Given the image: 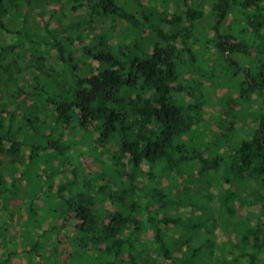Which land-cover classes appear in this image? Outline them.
<instances>
[{"label":"trees","instance_id":"obj_1","mask_svg":"<svg viewBox=\"0 0 264 264\" xmlns=\"http://www.w3.org/2000/svg\"><path fill=\"white\" fill-rule=\"evenodd\" d=\"M263 183L264 0H0V264H264Z\"/></svg>","mask_w":264,"mask_h":264},{"label":"rangeland","instance_id":"obj_2","mask_svg":"<svg viewBox=\"0 0 264 264\" xmlns=\"http://www.w3.org/2000/svg\"><path fill=\"white\" fill-rule=\"evenodd\" d=\"M160 6V5H159ZM161 9H162V6H161ZM217 76H215L216 78ZM206 83V82H205ZM226 88H218L216 89L215 91H213V93L215 95H220V94H224L226 93L225 91ZM233 96L235 97V93H233ZM202 117H203V120L199 123L200 124V127L202 129H204L205 131H208L209 129L211 130H214L216 131L217 130V127H216V124L215 123H212L211 122V119L212 121H214L215 119L219 122L220 120L222 121V123H225L229 120H236V118H234L235 116V112L234 113H230L228 112V108H224L222 105H219V104H216V106L212 107L210 105H205L203 106L202 108ZM218 117V118H217ZM214 119V120H213ZM206 128V129H205ZM208 128V129H207ZM189 184L190 186H193V190H199L200 192H205L207 190H210L211 187H207V185L204 184V182L202 180H193V179H190L189 178ZM261 189L264 191V183L260 186ZM259 204H257L256 206H258ZM246 209V207H241L239 209V212L240 213H244V210ZM19 214H22V212L20 211L19 209ZM23 217H24V214H22ZM16 215L13 216V221L10 222V227L11 229H9L10 233L12 234H16V230L17 229H20V224H19V220L18 219H15ZM8 220V218H6ZM65 232H70L67 228V230H65ZM219 232V231H218ZM10 237H0L2 240H13V241H18V237H11V235H9ZM61 237H63L61 235ZM219 237H225V235H221L220 232H219ZM20 249V247H18ZM13 261H15L17 264H22L24 263V257L22 254H18L16 255L15 257L12 258Z\"/></svg>","mask_w":264,"mask_h":264}]
</instances>
